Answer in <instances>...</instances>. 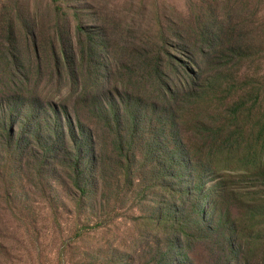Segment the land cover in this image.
<instances>
[{
    "label": "rangeland",
    "instance_id": "374dc122",
    "mask_svg": "<svg viewBox=\"0 0 264 264\" xmlns=\"http://www.w3.org/2000/svg\"><path fill=\"white\" fill-rule=\"evenodd\" d=\"M91 41L99 83L85 63ZM60 48L72 58L61 74L53 58ZM156 55L172 59L165 71L174 88L181 81L172 68L182 70L185 83L189 78L182 62L206 79L222 60V71L240 84H259L264 112V0H0V102L18 88L19 106L12 111L9 104L5 119L21 116L12 142L10 122H0V264H264V230L260 243L243 250L236 233L244 220L261 233L264 222H249V211L264 189L238 172L201 168L189 150L195 130L185 119L172 129L161 82L141 76ZM232 84L217 98L239 101L243 92L225 90ZM84 91L99 93L98 102L124 110L123 117L112 112L102 121L94 100L74 102ZM207 109L216 130L224 112ZM92 139L105 152L103 177L89 155ZM177 153L182 163L187 156L184 179L173 169ZM219 181L221 194H229L220 211L213 194ZM175 210L185 211L181 226L160 222ZM218 211L221 228L214 230Z\"/></svg>",
    "mask_w": 264,
    "mask_h": 264
},
{
    "label": "trees",
    "instance_id": "16d2710c",
    "mask_svg": "<svg viewBox=\"0 0 264 264\" xmlns=\"http://www.w3.org/2000/svg\"><path fill=\"white\" fill-rule=\"evenodd\" d=\"M14 35V32L11 35ZM95 42L91 41L89 46V52L86 54V64L89 63L90 71L93 73L95 81L99 83L101 78L100 71L98 70L101 66L99 56L95 50ZM240 49V48H239ZM53 58L56 62V67L59 74L62 73L63 68L66 67V63H71L72 58L69 56L66 48H60L59 51L55 50L53 54ZM154 63L152 62H144L141 76H147L149 74L150 77H154L161 82L162 85V94L160 98L164 101L165 104H169L170 107V115L168 117L171 124H173L172 129L176 128L177 121L185 122L183 125H188L190 128H193L195 132L193 133L196 141H191V147L189 148L190 152L193 153L194 157L198 158L200 161V166L203 170H210V173L218 174L220 172H226L227 170L232 172H238L240 176H242L248 182H252L256 185V188L264 189V112L261 106L262 100V88L259 84H253L252 80L247 83L240 84L236 77L229 76L226 72L222 71V60L220 65H217V70L215 76H211L206 79H202L197 73L192 72L186 63L182 62L183 69L185 73L189 76V79L185 74L187 83H185V79L183 78L181 71L175 68H172L176 74V77L181 81V87L174 88L171 84L175 79L171 73L165 71V67L170 65L172 59L164 61L163 57L156 55V57L152 56ZM88 60V61H87ZM15 63L19 66V57L16 58L14 56ZM75 61V60H74ZM100 65V66H99ZM173 66V63L172 65ZM174 67V66H173ZM102 68V66H101ZM17 76H13V81H16ZM230 82H233L230 88L225 90L230 91V96L243 92L244 96L240 97L239 101L229 103L226 101V98H217L216 95L220 94L221 90L230 85ZM239 84V85H238ZM250 88V89H246ZM4 93V92H2ZM92 93L94 96H92ZM79 92L74 97V102L77 101L79 104L82 102L78 100H94V108L92 110L93 114H99L97 116L102 121L106 119L107 121L112 116V112L115 110V106L112 107L113 110L106 109L105 103L102 105L101 102H98L100 99L99 93L96 92ZM20 90L17 88L16 92L8 97V100H3L0 102V122L5 119L7 113V107L10 104V109L16 110L19 103L14 102L15 98L19 96ZM229 96V97H230ZM93 97V98H91ZM228 97V98H229ZM4 104V105H3ZM3 105V107H2ZM116 105V104H115ZM215 105V106H214ZM218 108L222 110L224 114V121H222V117H219V120H214L216 125V130H212L209 126L208 122V109L207 108ZM120 108V107H119ZM225 108V110H223ZM168 109V108H167ZM124 110L118 109L116 113L114 112L115 120L120 116L123 117L122 112ZM165 110L160 112L161 119L165 118ZM162 113V115H161ZM104 114V116H103ZM189 116V119L185 117ZM9 118V117H8ZM10 122V118L8 119ZM6 121V124L8 123ZM12 122V123H11ZM10 124L12 130L9 128L7 132L8 141L12 142L16 138L15 129L17 126L21 124V116L18 114L16 118H14ZM136 123L135 130L136 134L140 131V122L134 119ZM167 123L164 124L166 126ZM180 123L177 124V127ZM117 129H121V121L118 120ZM64 135V133H63ZM24 141V136L20 137L17 141L19 148H22V143ZM203 142V143H202ZM91 145L89 148V155L93 163H96L100 166L102 172L101 176L105 175V162H103L105 157V152L103 149H96L94 145L93 139L91 140ZM202 143V146H201ZM51 152H55V150L50 148ZM181 150L178 151V153ZM172 154L173 160V169H178L180 171L182 179H184L189 172V164L186 161L182 163L177 158V155ZM84 156V155H83ZM50 158H48L49 160ZM83 162L82 157V148L78 150V153L73 157V164L75 169H80L81 163ZM159 164L163 167L166 164L165 159L160 158ZM159 166V167H161ZM182 167L183 169H180ZM178 170L176 172H178ZM209 172V171H208ZM179 174V172H178ZM207 175H203L202 178ZM223 184L226 180L221 181ZM220 181L216 185V189L213 194H215L216 202H217V210L219 204V211L221 209L222 203L224 202V198L228 195H225V192L221 194ZM84 192H87L84 190ZM232 194V192L230 193ZM254 193H248L247 198ZM246 196V193H245ZM255 196V195H254ZM244 200V196L241 197ZM202 200V199H201ZM255 200H259L258 197ZM243 202V201H242ZM258 203L255 206V209L250 210L251 219L249 222L258 220L256 217H261L264 222V199L261 201H257ZM248 207V206H244ZM218 211L217 219H215V224L211 228L217 230L220 227V213ZM185 211L178 210L173 211V217L165 218L162 217L160 222L162 224L168 225H178L181 226V223L178 224L179 220H182L183 214ZM208 209L206 205L202 206V219L203 222L208 223ZM261 221V220H258ZM244 226L236 233L241 232L240 241L242 242L241 250H243L247 245L252 244V246L261 242L263 238L262 232L264 228H262L261 233L256 231L253 227L248 226V223L244 220ZM255 223V222H254ZM264 223L259 224L258 226H263ZM187 227V225H186ZM249 242V243H248ZM261 247L263 245H260ZM264 253V252H263Z\"/></svg>",
    "mask_w": 264,
    "mask_h": 264
}]
</instances>
